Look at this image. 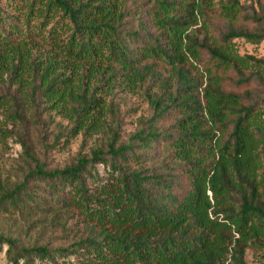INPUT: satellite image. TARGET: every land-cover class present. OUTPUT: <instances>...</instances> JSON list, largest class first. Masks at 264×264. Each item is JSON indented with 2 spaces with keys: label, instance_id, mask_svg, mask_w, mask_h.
Listing matches in <instances>:
<instances>
[{
  "label": "trees",
  "instance_id": "trees-1",
  "mask_svg": "<svg viewBox=\"0 0 264 264\" xmlns=\"http://www.w3.org/2000/svg\"><path fill=\"white\" fill-rule=\"evenodd\" d=\"M240 14L238 0H0V140L18 127L25 163L0 206L67 241L17 251L0 237L12 262L247 264L251 250L264 264V60L231 41L264 32L236 27ZM147 61L168 72L157 90ZM116 90L153 110L126 141ZM78 134L88 151L48 163Z\"/></svg>",
  "mask_w": 264,
  "mask_h": 264
},
{
  "label": "rangeland",
  "instance_id": "rangeland-1",
  "mask_svg": "<svg viewBox=\"0 0 264 264\" xmlns=\"http://www.w3.org/2000/svg\"><path fill=\"white\" fill-rule=\"evenodd\" d=\"M238 1L241 14L235 26L245 27L249 31H256L257 33L264 32V11L259 7L257 0ZM206 22L209 25L208 33L218 38H221L230 27V23L218 17L217 14L216 17H209ZM195 29L200 37L204 36V29L200 25H197ZM231 41L234 43L238 54L253 55L257 59L264 60V38L256 43L247 41L245 38H233ZM147 64L152 74L148 78L146 87H152L153 90H157V81L168 78V72L165 66L159 61H147ZM190 76L194 79V83L199 84L201 82L200 75L192 69ZM261 91L264 92L263 89ZM113 103L123 141H126L128 136L136 131L139 123L148 120L153 115L152 107L145 100L143 93L131 94L116 90ZM57 119L56 117L55 120L57 121ZM8 129L11 132L13 131L12 133L14 134L9 136L6 141L0 140V183L5 188L12 187L15 183L19 182L25 172L23 149L19 143L18 134L16 133L18 127L15 128V126L12 127L11 124H8ZM93 142L94 138L84 139L82 134H78L70 142L69 147L65 151H49L48 163L51 162L52 165H61L69 158H72L81 148L83 151H88L92 147ZM35 144L36 142L33 141V146ZM34 223L35 218L27 215L24 211H20L9 204L6 207L0 206V237L13 240L17 251H21L22 248H30L34 245L50 244V247H55L67 243V241L61 239L62 236L59 234L58 228H38V226H34ZM7 248V244L0 248V264H51L47 261L40 260L32 253L28 256V262L19 253L16 254L18 257L17 262H12L11 258L15 254V250L10 249L8 253L6 252ZM67 261L72 262L73 258L69 257ZM246 261L247 264H261L256 261L254 253L251 250L247 252ZM65 262L59 260L57 264H64Z\"/></svg>",
  "mask_w": 264,
  "mask_h": 264
}]
</instances>
